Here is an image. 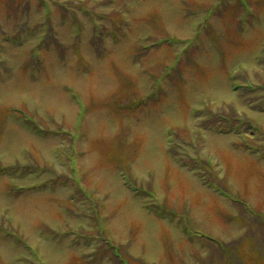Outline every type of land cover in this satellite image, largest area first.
<instances>
[{"label": "rangeland", "instance_id": "obj_1", "mask_svg": "<svg viewBox=\"0 0 264 264\" xmlns=\"http://www.w3.org/2000/svg\"><path fill=\"white\" fill-rule=\"evenodd\" d=\"M125 263L264 264V0H0V264Z\"/></svg>", "mask_w": 264, "mask_h": 264}]
</instances>
